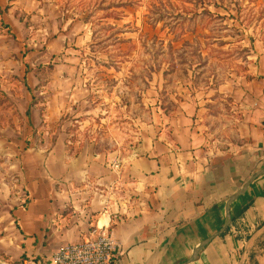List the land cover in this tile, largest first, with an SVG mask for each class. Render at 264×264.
Segmentation results:
<instances>
[{
  "label": "crops",
  "instance_id": "1",
  "mask_svg": "<svg viewBox=\"0 0 264 264\" xmlns=\"http://www.w3.org/2000/svg\"><path fill=\"white\" fill-rule=\"evenodd\" d=\"M88 38L55 0H0V264H50L93 230L119 246L116 264L184 263L264 167V42L243 71L156 106L133 147L104 152L65 121L90 98ZM231 213L191 264H264V176Z\"/></svg>",
  "mask_w": 264,
  "mask_h": 264
},
{
  "label": "rangeland",
  "instance_id": "2",
  "mask_svg": "<svg viewBox=\"0 0 264 264\" xmlns=\"http://www.w3.org/2000/svg\"><path fill=\"white\" fill-rule=\"evenodd\" d=\"M55 1L89 35L79 56L90 98L65 121L73 141L104 152L133 147L156 106L243 71L264 42V0Z\"/></svg>",
  "mask_w": 264,
  "mask_h": 264
},
{
  "label": "built area",
  "instance_id": "3",
  "mask_svg": "<svg viewBox=\"0 0 264 264\" xmlns=\"http://www.w3.org/2000/svg\"><path fill=\"white\" fill-rule=\"evenodd\" d=\"M119 246L104 231H91L79 243L61 248L50 264H116Z\"/></svg>",
  "mask_w": 264,
  "mask_h": 264
},
{
  "label": "water",
  "instance_id": "4",
  "mask_svg": "<svg viewBox=\"0 0 264 264\" xmlns=\"http://www.w3.org/2000/svg\"><path fill=\"white\" fill-rule=\"evenodd\" d=\"M264 176V167L256 171L251 177L241 186L239 190H237L226 202L225 205V219L222 228L211 235L209 238L204 240L200 243V245L193 251L191 257L181 264H191L193 263L197 257L199 256L200 252L205 249L213 240H215L218 237H221L226 231L229 229V227L233 223V216L231 213V207L232 205L237 202L239 199L244 197L249 189V187L253 184L254 181H256L258 178Z\"/></svg>",
  "mask_w": 264,
  "mask_h": 264
},
{
  "label": "trees",
  "instance_id": "5",
  "mask_svg": "<svg viewBox=\"0 0 264 264\" xmlns=\"http://www.w3.org/2000/svg\"><path fill=\"white\" fill-rule=\"evenodd\" d=\"M126 6H129V3H127V2L126 3H120V4L116 5V6H114L113 8H124ZM207 12H209V11H207ZM234 220L235 219H233V223H234ZM230 227H229V229H230ZM229 229L226 231V233L229 231ZM226 233H224L222 236H224ZM250 264H258V263L255 262L253 258H251Z\"/></svg>",
  "mask_w": 264,
  "mask_h": 264
}]
</instances>
